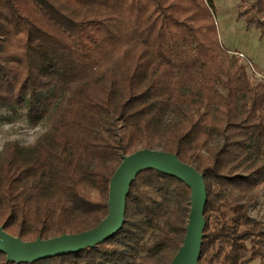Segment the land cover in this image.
<instances>
[{"label":"trees","instance_id":"obj_1","mask_svg":"<svg viewBox=\"0 0 264 264\" xmlns=\"http://www.w3.org/2000/svg\"><path fill=\"white\" fill-rule=\"evenodd\" d=\"M214 14V0H0V106L48 122L0 152L5 231L33 240L91 228L122 156L159 147L203 175L197 264H264V222L248 213L264 192V76L226 53ZM240 15L264 32V0ZM189 208L184 182L145 169L102 243L30 263L0 252V264H170Z\"/></svg>","mask_w":264,"mask_h":264},{"label":"water","instance_id":"obj_2","mask_svg":"<svg viewBox=\"0 0 264 264\" xmlns=\"http://www.w3.org/2000/svg\"><path fill=\"white\" fill-rule=\"evenodd\" d=\"M154 169L176 177L190 188V208L182 244L170 264H197L203 238V211L207 200L203 175L192 165L179 160L176 154L160 149L140 148L123 155L108 183L107 212L97 224L77 233L24 240L4 230L0 225V252L7 261L30 263L35 260L77 253L94 247L121 229L125 201L136 175Z\"/></svg>","mask_w":264,"mask_h":264},{"label":"rangeland","instance_id":"obj_3","mask_svg":"<svg viewBox=\"0 0 264 264\" xmlns=\"http://www.w3.org/2000/svg\"><path fill=\"white\" fill-rule=\"evenodd\" d=\"M214 4L218 38L226 49V53L229 55H233V52L243 53L244 58L234 56L246 65L248 75L255 79H258L255 73L264 76V32L255 27H246L245 17L240 15V11L248 7L249 0H214ZM47 127L48 122L45 118L35 125L30 124L24 108L11 109L0 106V152L2 147L11 141L21 145L33 143ZM91 195L94 198L98 197L95 190L91 191ZM248 213L264 222L263 191L259 193L255 203L249 206ZM157 232L158 227L156 223H153L143 238V245L137 250V255L149 253L151 241ZM244 264H258V260L247 257Z\"/></svg>","mask_w":264,"mask_h":264},{"label":"built area","instance_id":"obj_4","mask_svg":"<svg viewBox=\"0 0 264 264\" xmlns=\"http://www.w3.org/2000/svg\"><path fill=\"white\" fill-rule=\"evenodd\" d=\"M233 54L237 55V56H240V57H243V58L245 57L244 54L240 53V52H233ZM247 63L252 67L251 63L248 60H247ZM253 71H254V69H253ZM255 74L258 76L257 77L258 79L263 77V75H260L258 73H255Z\"/></svg>","mask_w":264,"mask_h":264}]
</instances>
